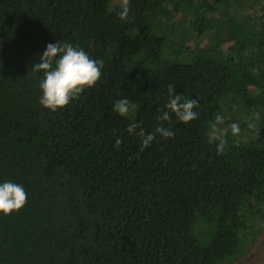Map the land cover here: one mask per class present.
<instances>
[{"label": "trees", "instance_id": "obj_1", "mask_svg": "<svg viewBox=\"0 0 264 264\" xmlns=\"http://www.w3.org/2000/svg\"><path fill=\"white\" fill-rule=\"evenodd\" d=\"M129 9L121 21L115 0H0V183L28 196L0 213V264H231L264 231V0ZM57 41L104 67L52 111L31 68ZM170 84L198 99L195 120L164 108ZM124 98L138 105L126 117L113 110ZM161 109L174 137L141 151L127 128L153 132ZM218 115L222 154L209 142Z\"/></svg>", "mask_w": 264, "mask_h": 264}, {"label": "clouds", "instance_id": "obj_2", "mask_svg": "<svg viewBox=\"0 0 264 264\" xmlns=\"http://www.w3.org/2000/svg\"><path fill=\"white\" fill-rule=\"evenodd\" d=\"M121 11L118 13L121 21H126L129 16V0H121ZM104 67L103 60L91 58L82 48L75 47L71 43H62L57 41L55 44L49 43L46 50L40 56V61L32 66L33 72H43L44 78L40 82L42 96L40 104L45 108L57 111L58 109L68 106L72 100L78 99L86 88L94 87L102 77V69ZM169 99L164 108L175 113L178 120L188 123L197 118V112L194 111L198 107V99H187L177 94L175 86H168ZM138 105L132 103L129 99L124 98L118 100L114 104L113 110L120 116L126 117L130 113H134ZM161 115L157 116L160 122L155 130L146 134L142 125L132 123L128 126L129 134L135 133L141 141V151L151 145V143L159 135L165 139L173 138L174 132L163 126L164 121L171 120L169 111L160 110ZM223 123V117L217 116L215 123L211 125L212 131L209 135V142L219 140L217 144V152L222 154L227 145L226 136L228 130H220L217 125ZM249 127H253L249 124ZM233 135L240 133L238 124L230 125ZM137 129L139 131L137 132ZM122 140L117 138L115 146L119 147ZM27 193L23 185L6 181L0 183V213L10 215L14 211H19L27 203Z\"/></svg>", "mask_w": 264, "mask_h": 264}, {"label": "rangeland", "instance_id": "obj_3", "mask_svg": "<svg viewBox=\"0 0 264 264\" xmlns=\"http://www.w3.org/2000/svg\"><path fill=\"white\" fill-rule=\"evenodd\" d=\"M115 2L121 3V0ZM220 37L225 39L222 34ZM165 50L168 51L169 47ZM231 264H264V231L248 234L245 240H242L240 251Z\"/></svg>", "mask_w": 264, "mask_h": 264}]
</instances>
